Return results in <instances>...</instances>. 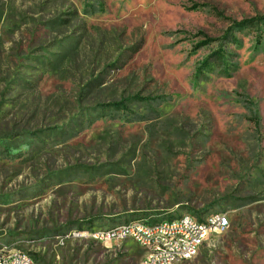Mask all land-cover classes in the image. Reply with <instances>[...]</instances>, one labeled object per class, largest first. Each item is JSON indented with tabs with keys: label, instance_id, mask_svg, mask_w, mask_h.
<instances>
[{
	"label": "rangeland",
	"instance_id": "1",
	"mask_svg": "<svg viewBox=\"0 0 264 264\" xmlns=\"http://www.w3.org/2000/svg\"><path fill=\"white\" fill-rule=\"evenodd\" d=\"M218 213L178 264H264V0H0V246L140 264L76 232Z\"/></svg>",
	"mask_w": 264,
	"mask_h": 264
},
{
	"label": "built area",
	"instance_id": "2",
	"mask_svg": "<svg viewBox=\"0 0 264 264\" xmlns=\"http://www.w3.org/2000/svg\"><path fill=\"white\" fill-rule=\"evenodd\" d=\"M230 226V218L227 214H219L212 224L196 225L191 220H185L177 226H160L147 228V226H128L131 230V237L138 241V245L144 242H152V249L148 251L146 264H157L160 260L177 259V254H184L192 251V245L196 241V234H203L206 227H221L224 231ZM170 230H183V238H175V241H160V233H170ZM92 232L102 237V243L108 241L112 236H119L118 227L110 229H98L97 231H78L76 233ZM7 247V246H0ZM11 251V258H2L0 264H32L26 258H19L17 248H8Z\"/></svg>",
	"mask_w": 264,
	"mask_h": 264
},
{
	"label": "bare ground",
	"instance_id": "3",
	"mask_svg": "<svg viewBox=\"0 0 264 264\" xmlns=\"http://www.w3.org/2000/svg\"><path fill=\"white\" fill-rule=\"evenodd\" d=\"M219 214H213L207 217L204 220H198L192 215L184 214L172 220H161L157 222H147L143 219L132 220L128 223L121 224L117 226L119 228V236H112L108 238V241L117 238H132L131 230L127 229L128 226H147V228H157L160 226H177L179 223L185 222V220H191L196 225H205L212 224L215 217L219 216ZM227 231V230H226ZM224 230L221 227H206V231L203 234H196V241L194 245H192V251L185 252L184 254H177V259L170 260H160L157 264H178L181 261L192 259L195 254L201 249V247L214 235H219L223 233ZM175 238H183V230H170V233H160V241H175ZM93 240L102 242V237L100 235L95 234ZM137 244L138 241L133 239ZM140 247L145 249V255L142 259L141 264L147 263L148 251L152 249V242H144ZM17 254L19 258H26L31 261L32 264H37L35 259L26 251L17 248ZM0 255L2 258H11V251L6 247H0Z\"/></svg>",
	"mask_w": 264,
	"mask_h": 264
},
{
	"label": "crops",
	"instance_id": "4",
	"mask_svg": "<svg viewBox=\"0 0 264 264\" xmlns=\"http://www.w3.org/2000/svg\"><path fill=\"white\" fill-rule=\"evenodd\" d=\"M156 221H157V220H156ZM151 222H155V221H151ZM131 240H132V239H131ZM94 241H95V240H94ZM123 241H124V240H123ZM96 242H99V241H96ZM113 242H116V243H117L118 241H113ZM113 242L111 243V245H113ZM134 242H135V241H134ZM99 243H102V242H99ZM135 243H136V242H135ZM136 244H137V243H136ZM111 245H110V246H111ZM138 247H140V246H138ZM140 248L143 250L144 255H145V252H146L145 249L142 248V247H140ZM144 255H143V257H144ZM143 257H142V259H143ZM194 258H195V257H194ZM142 259H141V261H142ZM141 261H140V264H141Z\"/></svg>",
	"mask_w": 264,
	"mask_h": 264
}]
</instances>
